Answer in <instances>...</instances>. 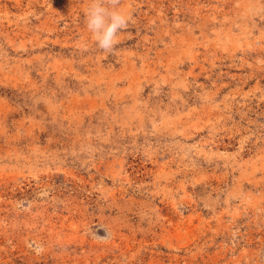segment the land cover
I'll list each match as a JSON object with an SVG mask.
<instances>
[{"label":"rangeland","instance_id":"374dc122","mask_svg":"<svg viewBox=\"0 0 264 264\" xmlns=\"http://www.w3.org/2000/svg\"><path fill=\"white\" fill-rule=\"evenodd\" d=\"M0 0V264H264V0Z\"/></svg>","mask_w":264,"mask_h":264},{"label":"clouds","instance_id":"9594fccd","mask_svg":"<svg viewBox=\"0 0 264 264\" xmlns=\"http://www.w3.org/2000/svg\"><path fill=\"white\" fill-rule=\"evenodd\" d=\"M120 0H90L85 13V24L92 34L96 46L112 52L118 43L119 33L126 29L131 21L119 9Z\"/></svg>","mask_w":264,"mask_h":264}]
</instances>
